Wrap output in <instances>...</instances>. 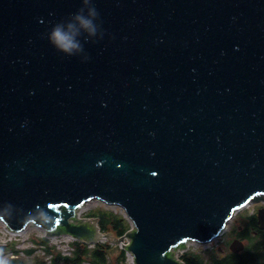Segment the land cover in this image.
Wrapping results in <instances>:
<instances>
[{"label": "water", "instance_id": "water-1", "mask_svg": "<svg viewBox=\"0 0 264 264\" xmlns=\"http://www.w3.org/2000/svg\"><path fill=\"white\" fill-rule=\"evenodd\" d=\"M93 3L105 35L82 61L44 36L82 0H0V220L185 264L264 200V0ZM95 199L132 226L80 217Z\"/></svg>", "mask_w": 264, "mask_h": 264}, {"label": "trees", "instance_id": "trees-1", "mask_svg": "<svg viewBox=\"0 0 264 264\" xmlns=\"http://www.w3.org/2000/svg\"><path fill=\"white\" fill-rule=\"evenodd\" d=\"M90 216L96 217L98 225L105 231H111L114 236L122 235L129 225L119 215L102 209L96 210ZM111 249L108 243H97L93 248H88L87 245L75 242L74 251L69 256H63L58 252L49 249L53 252L52 260L49 264H82L84 261H89L91 264H127L126 254L123 250L108 255L107 251ZM30 254V251H27ZM225 259H217L215 264H264V239L256 240L254 243H249L244 249V253L235 254ZM11 264H29L24 258L15 257L11 260ZM35 264H46L42 259L36 260Z\"/></svg>", "mask_w": 264, "mask_h": 264}, {"label": "clouds", "instance_id": "clouds-1", "mask_svg": "<svg viewBox=\"0 0 264 264\" xmlns=\"http://www.w3.org/2000/svg\"><path fill=\"white\" fill-rule=\"evenodd\" d=\"M102 23L93 0H82V6L76 12L55 23L44 36L57 53L65 57H82V61H86L89 57L84 50L82 39L84 42L95 43L96 40L91 38L96 37L97 33L100 34V39H103L105 32ZM3 214L0 213V215ZM12 259L15 257L6 256L0 249V264H11Z\"/></svg>", "mask_w": 264, "mask_h": 264}, {"label": "built area", "instance_id": "built-area-1", "mask_svg": "<svg viewBox=\"0 0 264 264\" xmlns=\"http://www.w3.org/2000/svg\"><path fill=\"white\" fill-rule=\"evenodd\" d=\"M260 202L264 203V200ZM252 203L253 202L248 203L242 209L249 207ZM75 242L79 241L66 236H56L53 238L47 236L43 228L33 224L26 225L22 231H11L7 228L6 224L0 220V249H2L4 254L10 258L37 255L46 263H50L53 257V252L49 251V249H52L63 256H69L74 251ZM85 245H87L88 248H93L95 244ZM27 251H30V254H28ZM184 251H182V253ZM181 254L179 256H181ZM82 264L91 263L89 261H84Z\"/></svg>", "mask_w": 264, "mask_h": 264}, {"label": "flooded vegetation", "instance_id": "flooded-vegetation-1", "mask_svg": "<svg viewBox=\"0 0 264 264\" xmlns=\"http://www.w3.org/2000/svg\"><path fill=\"white\" fill-rule=\"evenodd\" d=\"M259 208L261 207H257L252 212H248L247 214L235 218L233 220L234 225L230 229L228 239L221 242L216 247L209 249L206 256L201 255L199 252L186 250L181 254V260L185 264H215L217 259L230 258L237 256L235 254L244 253V249L249 243H254L256 240L264 239V228L260 227L261 225L257 218ZM234 240H240L243 242L244 248L242 251L232 252L230 250V245Z\"/></svg>", "mask_w": 264, "mask_h": 264}, {"label": "rangeland", "instance_id": "rangeland-1", "mask_svg": "<svg viewBox=\"0 0 264 264\" xmlns=\"http://www.w3.org/2000/svg\"><path fill=\"white\" fill-rule=\"evenodd\" d=\"M257 207H264V203L262 202H257V203H252L250 204L249 207H246L242 210H240L235 216H233L226 224L225 226V229L223 231V234L215 239H213L211 242L209 243H205V244H201V243H198V242H190L189 246L187 247L186 250L188 251H193V252H199L201 255H204L206 256L209 249H212L214 247H216L217 245H219L221 242H224L228 239L229 237V232H230V229L233 227V220L237 217H240L244 214H247L248 212H252L253 210H255ZM99 209H102V210H105V211H110V212H113L114 214L116 215H119L121 216L125 221L126 223H128L129 225V228L132 226V224L130 223L129 219L126 217L125 215V212L124 210L115 205V206H112V205H106L105 203H103L102 201L100 200H93L87 204H84L82 206V209L79 213V216L80 217H93V216H90L92 212L96 211V210H99ZM128 228V229H129ZM101 229V228H100ZM101 231L103 233H110V231H105L104 229H101ZM124 234V233H123ZM122 234V235H123ZM121 236V235H120ZM120 236H117V237H120ZM126 242V240H125ZM109 244V246L112 247V243H109V242H106ZM114 245V244H113ZM123 250V249H122ZM185 250V251H186ZM124 251V250H123ZM125 252V251H124ZM126 263L127 264H133L132 262V258L130 256L129 253H126ZM180 257V256H179ZM29 264H35L36 260L40 259L41 260V257L37 256V255H28L26 257H23Z\"/></svg>", "mask_w": 264, "mask_h": 264}, {"label": "crops", "instance_id": "crops-1", "mask_svg": "<svg viewBox=\"0 0 264 264\" xmlns=\"http://www.w3.org/2000/svg\"><path fill=\"white\" fill-rule=\"evenodd\" d=\"M21 258H23V257H21ZM42 259V258H41ZM43 260V259H42ZM44 261V260H43ZM46 264H49V263H46Z\"/></svg>", "mask_w": 264, "mask_h": 264}, {"label": "bare ground", "instance_id": "bare-ground-1", "mask_svg": "<svg viewBox=\"0 0 264 264\" xmlns=\"http://www.w3.org/2000/svg\"><path fill=\"white\" fill-rule=\"evenodd\" d=\"M82 209V208H81ZM81 209H80V211H81Z\"/></svg>", "mask_w": 264, "mask_h": 264}]
</instances>
